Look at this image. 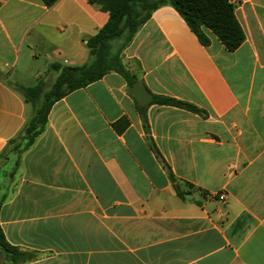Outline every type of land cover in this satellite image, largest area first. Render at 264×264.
Listing matches in <instances>:
<instances>
[{"label": "crops", "instance_id": "1", "mask_svg": "<svg viewBox=\"0 0 264 264\" xmlns=\"http://www.w3.org/2000/svg\"><path fill=\"white\" fill-rule=\"evenodd\" d=\"M229 1L235 51L161 7L122 53L152 101L108 73L56 102L18 155L7 146L32 112L15 85L36 86L40 63H89L109 13L0 0V229L36 255L24 264H264V0Z\"/></svg>", "mask_w": 264, "mask_h": 264}, {"label": "trees", "instance_id": "2", "mask_svg": "<svg viewBox=\"0 0 264 264\" xmlns=\"http://www.w3.org/2000/svg\"><path fill=\"white\" fill-rule=\"evenodd\" d=\"M42 1L47 7H53L59 0ZM91 3L100 5L103 11L108 12L109 19L87 41L90 62L78 67L55 63L51 65V70L58 73L55 78L53 75L42 77L33 87L15 85L33 112L17 136L9 141L7 151L10 149L20 155L29 149L44 132L53 105L71 92L87 87L111 72L121 75L130 87L135 85L138 78L124 64L122 53L141 27L151 19L153 12L161 7H174L204 46L210 44L207 32L216 36L229 51H235L245 40L235 7L229 0H91ZM50 77L52 82L48 83ZM153 103L202 113L189 103L169 97L154 96ZM176 191L179 198H185L180 186ZM203 194L208 196L207 193ZM0 250L8 258V263L3 264H24L36 259L34 253L9 244L1 229Z\"/></svg>", "mask_w": 264, "mask_h": 264}, {"label": "water", "instance_id": "3", "mask_svg": "<svg viewBox=\"0 0 264 264\" xmlns=\"http://www.w3.org/2000/svg\"><path fill=\"white\" fill-rule=\"evenodd\" d=\"M130 93L137 99L140 106H147L153 98L152 95L147 91L142 81H138L135 85H133ZM0 255H2L1 250Z\"/></svg>", "mask_w": 264, "mask_h": 264}, {"label": "rangeland", "instance_id": "4", "mask_svg": "<svg viewBox=\"0 0 264 264\" xmlns=\"http://www.w3.org/2000/svg\"><path fill=\"white\" fill-rule=\"evenodd\" d=\"M61 65H63V66H68V67H72V65H66V64H64V63H62L61 62ZM38 67L42 70V76L43 77H46V76H48V75H53L54 76V78L58 75V73L57 72H55V71H52L51 70V65L49 66V65H44L43 63H40L39 65H38ZM52 82V77H50L49 79H48V83H51ZM36 83V82H35ZM35 83L34 82H32L31 84H29V85H27V86H35ZM30 109H31V112H33L32 111V107L30 106ZM4 262H6V263H8V258H7V256H6V254H3L2 253V255H0V264H3Z\"/></svg>", "mask_w": 264, "mask_h": 264}]
</instances>
